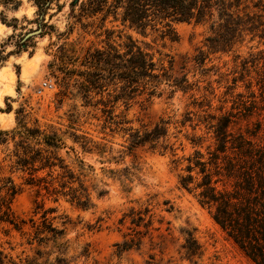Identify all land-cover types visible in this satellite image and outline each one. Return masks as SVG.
<instances>
[{"label":"trees","instance_id":"1","mask_svg":"<svg viewBox=\"0 0 264 264\" xmlns=\"http://www.w3.org/2000/svg\"><path fill=\"white\" fill-rule=\"evenodd\" d=\"M59 1L34 0L39 17L36 30L39 29L40 34L52 28L43 18L50 6ZM0 2L12 10H18L21 3L19 0ZM68 20L71 21L69 32L78 25L84 31L91 30L96 37H105L104 46L91 47L85 52L81 59L84 70L74 74L77 78L73 84L83 106L94 112L93 119L102 122L101 130L127 136L128 153L139 147L162 155L169 152L173 171H180L177 175L179 189L192 194L198 204L209 211L214 223L251 264H264V142L253 140L259 124L245 134L233 130L240 119L264 110V0H69ZM182 23L206 28L204 44L192 59L195 66L203 67L210 55H218L219 59L232 55L231 84L226 86L224 94H232L241 82L248 96L237 94L230 110H224L221 105L217 109L219 114L208 112L212 108L208 96L200 101L194 99L193 106L203 114L188 112L178 124L182 128L189 124L192 130L203 127L204 136L186 137L193 152L177 158L174 144L169 143L172 125L169 119L162 118L149 128L136 129L127 126L130 124L127 111L140 98L150 100L163 94L171 97L178 91L188 93L198 88L186 74L173 77L171 58L165 66L161 59H155L149 45H140L124 31L141 35L148 30L160 31L162 40L175 42L178 35L173 26ZM115 35L121 41L116 45L113 43ZM31 38L22 39L21 47H26ZM244 45H250L246 56L240 53ZM4 52L5 45L0 44V65L13 54L4 55ZM205 70L218 73L219 69L212 66ZM67 84L64 82V87ZM253 87H257L258 95ZM210 90L209 95L215 97L214 90ZM220 102L225 104L226 100ZM120 107L124 109L117 113ZM74 124V120L71 121V126L63 132L52 127L28 126L24 122H18L10 131L0 130V145H4L7 152L4 169L10 174L0 187V193H4L0 198V224L26 234L27 221L15 216L11 208L21 189L12 175L20 174L22 185L34 188L37 197L44 192V196L54 202L62 198L83 210L93 206L92 193L97 198L104 196L105 191H98V184L89 177L93 167L86 164L81 155L102 157L107 151L106 145L93 141ZM180 132L173 134L174 138ZM64 149L66 152L61 155ZM109 174H118L127 181L134 175L128 168L121 172L109 171ZM42 207L43 203L35 200L34 215L37 210H43ZM53 211L43 210L39 224L28 220L32 237L26 244L32 256L17 257L15 261L0 249V264H70L63 241L65 229L54 226L47 218V213ZM149 212L145 208V215ZM131 215V224L136 227L145 221L133 209ZM151 225L152 216H149L143 224V236L147 235L150 240L153 239ZM8 232L5 230V234ZM137 235L140 233L117 244L119 252L138 249L143 236ZM181 250L182 257L193 264H196L194 259L202 256L200 244L189 231L185 232Z\"/></svg>","mask_w":264,"mask_h":264},{"label":"rangeland","instance_id":"2","mask_svg":"<svg viewBox=\"0 0 264 264\" xmlns=\"http://www.w3.org/2000/svg\"><path fill=\"white\" fill-rule=\"evenodd\" d=\"M19 1L18 10L4 7L0 2V44L5 45L4 55L13 53L0 65V130L10 131L18 122H24L28 126L52 127L63 132L74 120L76 129L93 141L106 145L107 151L102 157L81 155L84 162L93 167L89 177L98 184V191L103 190L105 194L97 198L92 193L93 206L83 210L62 198L54 202L52 198L45 197L44 192L37 197L34 188L22 185L20 174L12 175L21 189L11 208L15 216L27 221L26 234L0 224V249L15 261H18L17 257L32 256V250L26 244L32 237L28 220L33 219L39 224L42 211L53 209V212L47 213V218L54 226L65 229L63 241L70 264H193L182 257L181 246L186 231L193 233L202 248L201 258L194 259L196 264H251L214 223L209 211L201 207L192 194L179 189L177 175L180 171H173L169 152L162 155L139 147L128 153L125 148L127 136L109 130L103 132L102 122L93 119L94 112L83 106L73 87L77 78L74 74L84 70L81 59L88 48H101L105 37H96L91 30L84 31L78 25L69 32V0H60L50 6L43 18L52 28L45 34L32 35L26 47H21L26 36L38 28L39 17L34 0ZM173 27L178 35L175 42L162 40L160 31L148 30L145 35L129 30L124 33L142 46L149 45L155 59H161L165 66L171 58L173 77L180 78L186 74L198 89L188 93L178 91L171 97L163 94L150 100H136L127 111L130 122L127 126L149 128L162 118L169 119L172 123L169 143L174 144L176 157L181 158L193 152L186 137L193 134L204 136L203 127L192 130L189 124L184 128L178 124L188 112L203 114L193 106L194 99L200 101L203 96H208L212 100V108L208 112L219 114L217 109L221 105L229 111L234 97L239 93L248 96V91L239 82L232 94H224L226 86L231 84L232 55L221 56L220 59L218 55H210L203 67L195 66L192 59L204 44L207 35L205 27L186 23ZM120 42L115 35L113 43ZM249 47L244 45L240 53L246 56ZM212 66L219 69L218 73L214 70L206 72L205 69ZM64 82L68 83L67 87H64ZM211 88L215 97L209 95ZM252 89L258 95L257 87ZM224 100L226 103L221 104L220 101ZM123 109L120 107L116 112ZM255 124L260 127L253 140L264 142V110L240 119L233 130L245 134ZM177 131L181 132L174 138L173 134ZM66 143L70 145L69 141ZM65 152V149L62 150L61 155ZM6 155L4 145H0V187L4 178L10 176L4 169ZM125 168L134 174L129 181L118 174H109V171L121 172ZM3 195L1 192L0 198ZM35 200L43 203V210H37L36 215L33 213ZM145 208L150 210L147 215ZM132 209L145 218L139 227L131 224ZM149 216H152V240L147 235L143 236V224ZM5 230L9 231L8 234ZM138 232L140 235L137 236H143L141 246L119 252L116 245L134 238ZM160 235L163 237L159 238ZM161 241V246H155Z\"/></svg>","mask_w":264,"mask_h":264},{"label":"water","instance_id":"3","mask_svg":"<svg viewBox=\"0 0 264 264\" xmlns=\"http://www.w3.org/2000/svg\"><path fill=\"white\" fill-rule=\"evenodd\" d=\"M39 33H40V31H39V30H36V31H34V32H32V33H29V34L26 36V38L31 37V36L34 35V34H39Z\"/></svg>","mask_w":264,"mask_h":264},{"label":"built area","instance_id":"4","mask_svg":"<svg viewBox=\"0 0 264 264\" xmlns=\"http://www.w3.org/2000/svg\"><path fill=\"white\" fill-rule=\"evenodd\" d=\"M45 85V84H44Z\"/></svg>","mask_w":264,"mask_h":264}]
</instances>
